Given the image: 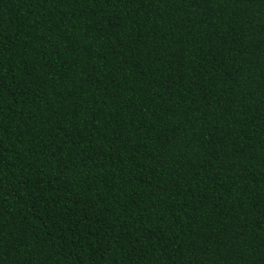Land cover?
Listing matches in <instances>:
<instances>
[{
	"label": "trees",
	"instance_id": "16d2710c",
	"mask_svg": "<svg viewBox=\"0 0 264 264\" xmlns=\"http://www.w3.org/2000/svg\"><path fill=\"white\" fill-rule=\"evenodd\" d=\"M0 264H264V0H0Z\"/></svg>",
	"mask_w": 264,
	"mask_h": 264
}]
</instances>
